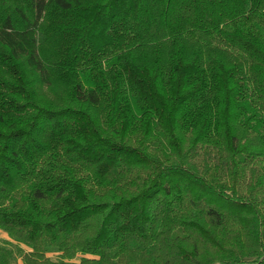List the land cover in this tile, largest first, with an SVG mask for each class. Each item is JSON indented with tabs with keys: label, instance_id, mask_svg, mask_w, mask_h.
<instances>
[{
	"label": "trees",
	"instance_id": "trees-1",
	"mask_svg": "<svg viewBox=\"0 0 264 264\" xmlns=\"http://www.w3.org/2000/svg\"><path fill=\"white\" fill-rule=\"evenodd\" d=\"M0 229V264H264V0H0Z\"/></svg>",
	"mask_w": 264,
	"mask_h": 264
},
{
	"label": "rangeland",
	"instance_id": "rangeland-1",
	"mask_svg": "<svg viewBox=\"0 0 264 264\" xmlns=\"http://www.w3.org/2000/svg\"><path fill=\"white\" fill-rule=\"evenodd\" d=\"M0 241L2 243H5L6 245H8L11 248H15V245L17 242L15 240H13L12 238H10L5 231H3L2 229H0ZM19 246H21L24 250H28L27 246L23 245V244H18ZM47 255L51 256L52 258H57L58 253L56 252H51L48 253ZM79 259V256H75V258L70 259V261H77ZM15 264H22V261L20 259V257H17L15 260Z\"/></svg>",
	"mask_w": 264,
	"mask_h": 264
}]
</instances>
